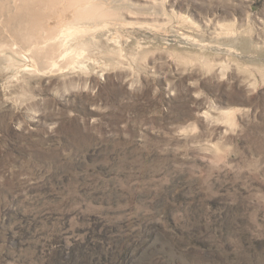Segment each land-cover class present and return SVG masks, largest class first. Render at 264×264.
Masks as SVG:
<instances>
[{"label":"rangeland","instance_id":"rangeland-1","mask_svg":"<svg viewBox=\"0 0 264 264\" xmlns=\"http://www.w3.org/2000/svg\"><path fill=\"white\" fill-rule=\"evenodd\" d=\"M14 1L0 264H264V0H114L47 56ZM73 1L38 3L41 32Z\"/></svg>","mask_w":264,"mask_h":264},{"label":"bare ground","instance_id":"bare-ground-1","mask_svg":"<svg viewBox=\"0 0 264 264\" xmlns=\"http://www.w3.org/2000/svg\"><path fill=\"white\" fill-rule=\"evenodd\" d=\"M49 1L50 0H18L17 5L14 1V5L17 8V12L15 15L19 16L18 17L19 21L21 20L22 22H24L25 26H21V31H19L17 28L16 35L12 33V31L9 29L10 27L7 26L1 27V29L4 30L5 33L8 31L7 36L9 35V32H11L12 36H14L16 41H20V40L30 41L29 44L26 45V47L30 48L28 49L29 51L26 49L28 54H30V51H32V55L42 52L44 56H47L48 53L51 51V47H50L51 43L54 44V41H59L60 36L63 38L67 34V31L62 27V25L65 24L67 21H69V19L71 18L76 19L75 23L78 24L91 23V18L95 14L104 12L105 9L107 10V7L111 8L114 6H118L116 1L114 0H84L85 4L81 0L70 2L68 8L63 13L57 14L53 19L52 18L48 19L47 26H45L44 30L41 32L42 27L40 23L36 21V18H38L37 5L38 3L48 5ZM95 4L96 6H94ZM25 5L27 7H22ZM95 8H101L104 10H100L96 12ZM24 14H29L30 16H24ZM64 15H66L67 17L64 18L63 17ZM0 41H6L3 43L4 46L15 50V47L13 46V42L12 43L10 42V41H15L12 38L9 37V40H0ZM39 41H46V42L41 45L38 44ZM56 63L58 64L59 67H65L70 64V61L67 58H65L62 61H57Z\"/></svg>","mask_w":264,"mask_h":264}]
</instances>
